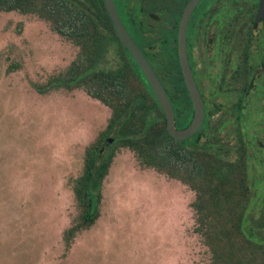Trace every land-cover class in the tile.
<instances>
[{
  "label": "rangeland",
  "instance_id": "obj_1",
  "mask_svg": "<svg viewBox=\"0 0 264 264\" xmlns=\"http://www.w3.org/2000/svg\"><path fill=\"white\" fill-rule=\"evenodd\" d=\"M79 52L38 15L0 12V264H212L195 231L196 192L142 167L115 141L116 131L103 150L105 158L112 155L108 171L94 191L100 217L65 240L79 213L74 185L86 149L112 116L84 89L54 83ZM119 66L112 43L98 67ZM252 155L249 177L256 185L244 229L261 243L260 164Z\"/></svg>",
  "mask_w": 264,
  "mask_h": 264
},
{
  "label": "trees",
  "instance_id": "obj_2",
  "mask_svg": "<svg viewBox=\"0 0 264 264\" xmlns=\"http://www.w3.org/2000/svg\"><path fill=\"white\" fill-rule=\"evenodd\" d=\"M53 3L54 0H0V12L36 14L49 21L56 33L78 46L80 52L69 71L54 83L69 91L84 89L112 110L107 129L86 149L83 172L74 185L79 213L65 231V240L70 243L77 233L90 229L100 217L94 191L108 171L112 155L105 158L103 150L111 141L112 131H116L115 141L131 149L142 167L154 168L196 192L192 204L197 212L195 231L203 236L211 251L212 264H264V241L253 240L244 229L256 183L249 177L242 149L238 151L242 154L238 160L226 158L224 146L215 154L211 125L208 141L203 144L198 140V132L194 145H187L190 139L178 143L168 133L167 120L153 91L129 55V60L120 59L117 69H99L110 45L115 39L119 42L108 15L105 17L109 26L101 33L86 25L76 7L64 6L56 12ZM149 63L169 96L177 128H185L192 119L193 107L179 60L158 59Z\"/></svg>",
  "mask_w": 264,
  "mask_h": 264
},
{
  "label": "flooded vegetation",
  "instance_id": "obj_3",
  "mask_svg": "<svg viewBox=\"0 0 264 264\" xmlns=\"http://www.w3.org/2000/svg\"><path fill=\"white\" fill-rule=\"evenodd\" d=\"M112 1L125 29L148 62L158 59L180 62L178 33L190 0ZM261 3L262 0H201L188 22L186 48L205 108L198 140L200 144L208 141L211 125L215 154L223 146L232 160H238L243 154L247 158L248 172L252 154L258 157L261 216L264 218V20L259 19ZM53 4L56 12L64 6L67 9L76 7L83 14L86 25L101 33L109 26L105 14L112 24L106 0H54ZM119 42L115 39L119 59L129 60L128 55L132 58L120 39ZM240 149L243 152L239 155Z\"/></svg>",
  "mask_w": 264,
  "mask_h": 264
},
{
  "label": "water",
  "instance_id": "obj_4",
  "mask_svg": "<svg viewBox=\"0 0 264 264\" xmlns=\"http://www.w3.org/2000/svg\"><path fill=\"white\" fill-rule=\"evenodd\" d=\"M200 1L201 0H190L182 15L178 33V49L181 71L193 107V116L190 123L185 128L178 129L176 126L174 109L163 84L151 67L150 63L147 61L145 56L142 54L138 46L135 44V42L125 29L113 1L106 0L108 13L117 36L145 76L159 104V107L167 120V131L178 143H183L193 137L201 129L205 118L204 103L195 82V78L188 60L186 48V33L188 22L192 15V12ZM259 19L264 20V0H262L261 3Z\"/></svg>",
  "mask_w": 264,
  "mask_h": 264
}]
</instances>
